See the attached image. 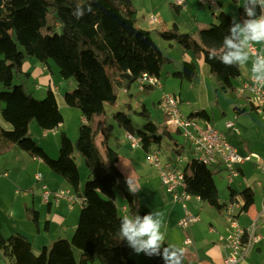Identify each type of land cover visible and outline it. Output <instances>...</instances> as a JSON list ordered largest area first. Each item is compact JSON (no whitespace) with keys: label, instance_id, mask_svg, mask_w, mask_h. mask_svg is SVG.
<instances>
[{"label":"trees","instance_id":"1","mask_svg":"<svg viewBox=\"0 0 264 264\" xmlns=\"http://www.w3.org/2000/svg\"><path fill=\"white\" fill-rule=\"evenodd\" d=\"M89 6L92 12L85 11L82 18L73 15L76 8L86 10ZM243 7L237 10L236 24L240 26L261 15L259 0L255 4L251 0L247 3L255 13L253 17H247ZM215 17L217 23L200 29L197 35L182 33L176 26L158 35L163 41L176 43L185 52H191L195 59L203 60L210 67L217 90L237 95L235 81L241 76V65L226 67L219 57L229 51L225 48L226 39H232L240 50L242 39L238 32L231 31L235 25L230 14L220 11ZM209 54L214 59H209ZM28 58L44 67H51L53 62L64 80L73 79L76 83V88L64 93V100L81 112L84 121L75 142L61 133L57 160L35 142L30 132L33 124L43 131H56L64 119L52 88L44 99L38 100L25 82L17 83L21 77H27L23 67ZM170 64L172 60L160 50L153 32L138 26L137 10L130 0H0V113L13 127L8 131L0 126V137L4 144L40 160L82 199L80 219L72 239L59 238L43 247L39 255L33 253V243L27 237L20 234L5 237L0 221V260L5 258L12 264H92L96 260L100 264H136L132 258L134 249L126 240L120 241L117 233L123 217L139 215L143 220L145 214L139 210L137 196L124 184L117 167V152L108 145L112 126L105 127L106 134L110 133L101 141V147L98 144L102 124L97 119L111 117L119 128L137 136L148 158L156 151L152 149L161 146L167 137L174 140L173 150L181 156L184 146L166 126L162 128L152 121L146 107L140 113L146 123L139 129L125 112L111 110L107 114L108 107H117L120 90L130 91L143 74L161 78ZM172 76L193 83L198 69L194 62L185 61L182 69L172 72ZM189 117L211 122L205 110ZM75 154L83 158L89 173L83 192ZM168 163L178 167L175 165L178 162ZM218 168L193 159L189 172H185L184 191L223 212L235 195L228 204L221 200L215 182ZM0 176L8 174L0 172ZM38 183L49 188L44 177ZM242 196L243 210H247L253 204L254 195L246 190ZM120 200L126 206L123 215L119 211L122 210ZM75 250L81 253L79 260ZM162 255L163 250L159 255L154 253L150 257L153 264H164Z\"/></svg>","mask_w":264,"mask_h":264},{"label":"crops","instance_id":"2","mask_svg":"<svg viewBox=\"0 0 264 264\" xmlns=\"http://www.w3.org/2000/svg\"><path fill=\"white\" fill-rule=\"evenodd\" d=\"M130 1L133 3L137 10L138 26L144 30L152 31L156 44L158 45L160 50L168 56L170 55V50L174 51L177 44L173 42L167 43L163 41L158 33L168 31L176 26L182 33L197 35L200 29L209 28L211 25L217 23L215 15H217L220 11L226 12L223 6V3H225L226 0H223V2L222 0H216L218 4L216 8L203 6L200 4L199 0H185L184 8L176 5L171 0ZM176 8H178L179 11H177ZM227 13L235 19L238 18V12L235 10H232V14L229 12ZM150 17H157L159 19V23L152 25L150 23ZM241 39L243 40V37H241ZM251 47L260 52L264 58V43H255L250 46H246L243 44L241 53H248V59L244 62V64L241 65L242 73L240 78L236 80L238 81V85L236 87H240L243 82L248 81L255 76L264 77V71H253L256 58L250 51ZM183 52L186 53L184 50ZM187 56L188 54H183V56L181 55V58L187 61ZM191 58L192 60L189 61L194 62L197 66V69V62H200L201 65H199V67L201 68V70H203L205 74H209V76H212L210 67L206 65L203 60L195 59L193 54L191 55ZM182 66L181 68H178V70H181ZM31 67L32 62L25 61L23 71L27 74V77H25L27 81L29 79L28 77H31V75H39L40 85L36 84L35 87L37 89L41 87V89H44V87H47V91L51 88L53 89L62 115L64 110H70L71 107H68L64 100V91L68 87V84H70V87H73L72 83L68 82L67 85L61 83L59 87H55L53 85L51 75L47 77L44 73L47 71L51 72L52 67H44L41 65V68H36L35 70L30 69ZM178 70L174 69L173 72ZM167 74L168 76H171L173 78L172 83L178 85V83L176 82L178 79L172 76V71L168 72ZM199 76L200 69H198L197 77ZM195 81L193 83H195ZM180 82L182 87L184 81ZM163 88L157 90H161L163 93ZM155 90L156 89L147 90L144 92L152 93L155 92ZM205 90L206 92L202 91V95H206L207 93L208 96L207 88H205ZM127 94L130 96L129 105H131L132 101L135 98H138L140 96L139 93L133 95V93L130 91ZM175 95H179L181 99L180 93ZM237 98V105L233 107L234 114L232 118V120H234L235 116H238V119L235 120V129L237 131L227 129L226 123L232 121L229 120L225 123V132L223 131V133L227 135V138L232 143V145L237 148L239 154L243 156L253 153L257 154L260 157L261 164L264 166V114L260 115L256 111H254L251 108L250 104L244 98ZM240 102L242 103L241 105L238 104ZM137 103L140 102L137 101ZM143 106L146 107L145 105ZM201 110L205 109L200 108L197 111H192L190 115ZM205 111L207 112V110ZM225 115L226 114H224V116ZM163 119L165 121L164 116ZM97 120H100L102 124V129L97 140L100 147L101 141L106 135L110 133L109 132L108 134H106L105 127L112 126V131L109 136H107L108 145L113 148L119 156L117 167L122 172L126 188L137 196L139 210L145 215L149 214L150 212L156 211H160L163 213V218L159 216H153V219L161 220L160 232L165 234L164 247L174 245L178 248H183L185 250L183 256V264H224L225 252L223 247L220 245V238L228 235L231 231L230 224L226 219L225 211L218 212L217 210L211 208L208 204L202 202L200 199L194 198L188 202V210L190 213L199 218V222L194 223L193 225H191L190 229L183 230V232L175 230L176 227L180 228L179 221L184 216V209L181 204L174 203L172 197L164 189L161 183L159 171L155 169L148 160V153L142 148H131L130 143L126 138L127 133L121 128L119 129V131H117L116 123H113V119L111 117ZM210 120L212 122L211 116ZM80 121L81 123L84 121L82 115ZM0 126L8 131H11L13 129L12 125L7 123L3 119L1 113ZM64 126L65 119L63 124H61L56 131H52L50 133H57V131L61 133L63 131L62 129H64ZM43 132L44 134L49 133L48 131ZM56 146H58L57 148H59L60 146V143H58L57 141ZM152 150L154 151L156 150V148L154 147ZM55 153L58 156L59 150L57 149ZM19 160H22V164L17 163ZM41 164L43 163L40 160L32 158L26 152L16 147L4 144L0 137V172H6L8 174L7 177L0 176V221L2 224V234L5 237L18 234V231H20L19 229L21 227L19 216L18 214H16L15 209H13L15 195H17V185H19V183L27 184L25 182L26 178L30 184H33V188H39L40 190H42V184H36L35 182L36 172L32 171L31 173H28V171H26L28 167H32L34 165L37 168H41ZM217 170L218 173L216 175L220 176L217 180H215V182L223 203L228 204L230 202L231 196L234 195V199L237 196L243 197L242 193L246 190H250L254 195L253 204L247 210H245L243 214L238 215L236 219L244 229L250 230L254 228L255 233L261 236V240L253 245L248 256L239 264H264V169L260 168L253 161L245 162L237 168V171L239 172L238 176L232 180L229 179L228 172L223 168L220 167ZM51 174L52 175L46 176L45 182H48V185H53L54 183L56 184L55 186H53L54 188L52 187V191H57L59 189H68V187H71L62 177L56 174V176H54L53 173ZM223 184L225 189L224 194L220 192ZM13 186L16 189H14ZM56 187L59 188L56 189ZM28 194L29 193H27L26 195ZM75 195L76 197H80L79 194ZM62 202L55 204L53 203V201H51L48 204L49 206L47 205L48 211L51 213V221H46L45 224V231L48 234L53 230L52 220L57 221L58 223H62L63 221V219L59 217L56 212L59 210L64 211L65 214H68V208L71 207L70 205L76 204L77 201L72 203L66 199ZM79 202H81V200ZM120 205H122L121 211L124 214L126 206H124L125 203L123 200H120ZM24 206L25 213L27 214H25L24 217L25 219H29L28 214L32 213V220H29L31 222H34V224L36 225L38 234L37 237L40 238L43 235L41 233V223L44 220L41 211H39L41 209L38 210L36 208V201H34L33 206L31 203L27 204L26 202H24ZM53 206H57L55 213H53ZM5 226L7 227L8 234H6L4 231ZM76 228L77 226L75 227V230ZM75 230L72 235H74ZM55 235L56 238L54 239L56 240L62 238L60 236L57 239L58 236L57 234ZM49 237L51 239V236ZM187 238H190L193 241V243L189 246L185 245V241ZM40 251L41 250L35 249L33 243V253L35 255H39L41 253ZM132 258L136 262V264H153V259L144 252H141L139 255L134 252ZM8 261L9 260L3 258L0 260V264H12L10 261V263H8Z\"/></svg>","mask_w":264,"mask_h":264},{"label":"rangeland","instance_id":"3","mask_svg":"<svg viewBox=\"0 0 264 264\" xmlns=\"http://www.w3.org/2000/svg\"><path fill=\"white\" fill-rule=\"evenodd\" d=\"M245 3H246V0H237V1L236 0H226V2L223 3V6L226 12L231 13L232 10L237 11L239 6H243ZM169 54H170L169 56L168 55L166 56L171 58L172 64L167 65L165 67L164 71L162 72V76H161V84L164 87L163 93L164 94L180 93L181 100H182V104L180 105V111L182 112L184 116H189L192 111H197L200 108H204L205 110H207V112L211 116L212 124L215 126V128L222 133L223 131L225 132V129H224L225 123L229 120H232L233 118V114H234L233 107L237 105L238 96H236L235 92L217 90L215 79L213 78V76H209V74H205L203 70H201V68L199 67V65H201L200 62H197L198 69H200V76L197 77L195 83L184 81L181 87V84H180L181 82L177 80L176 82L178 83V85H175L174 83H172L173 78L171 76H168L167 73L171 71L173 72L174 69L178 70V68H181L183 62L185 61V59L181 58V55L183 56V54L184 55L188 54L187 61L192 60L191 58L192 53L191 52L184 53L183 50L180 48V46L177 44L175 50L174 51L170 50ZM26 61L32 62V67L30 68L32 70H35L36 68H41V65L33 58H28ZM50 65L52 67V71L51 72L47 71L44 73L46 74L47 77L51 75L52 82L55 87H59L61 83H64L65 85H67V83L69 82V83H72L73 87H70V84H68V87L65 89L64 92L72 90V88H76V83L73 79L64 80L62 76L60 75L59 69L57 68V66L53 62H50ZM28 78L29 79L27 81L26 78L21 77L20 80H17V83L25 82L29 90L35 94L36 99L38 100L44 99L47 93V87H44V89H41L42 87L39 89L35 87L36 84L40 85L39 75L38 76L31 75V77H28ZM203 85L205 86V88H207L208 96H207V93L206 95H202V91L206 92ZM237 85H238V81H235V87ZM0 89H1V86H0ZM130 92H132L133 95L136 93H139L140 96L138 98H135L132 101L131 105H129L130 96L127 93H124L123 90H120L118 92L119 100H118L117 107L114 109L108 107L107 114L110 115L111 110L112 112L113 111L114 112H125L131 117L135 127L139 129V128H142V126L146 123L145 118L140 114L141 112H143V105H145L147 110L151 114L150 117L152 121L163 128L165 125V121L163 119L164 115L158 107V101H160L161 96L163 94L162 91L156 89L155 92H152V93H148V92L141 93L137 90L136 85H133ZM137 101L140 103H137ZM238 104L241 105L242 103L240 102ZM68 111L66 110L63 111V116L65 119V126H64V129H62L63 131L61 133L68 134V137L73 142H75L78 138V129L81 124L80 120H81L82 114L78 109H75V108L73 109L71 108ZM224 114L226 115L224 116ZM113 123L115 122L113 121ZM116 129L117 131H119L120 129L117 126V124H116ZM30 132L35 142L41 148H43L49 154L50 157L52 156L51 158H53L54 160H57L59 158V154L57 156L55 153L57 149L59 150V148H57L58 146H56V141L58 143L60 142L61 133L59 131H57V133L49 132L48 134H44L42 129L37 124H33L30 127ZM173 133H174L173 136L178 141V143L181 146H184V150L181 156H178L174 152L173 150L174 140L168 137L164 140V143L162 144V146H156L155 148L156 150H160L161 152L160 158L162 162H167L170 160H172V162H177L178 159L180 158L181 163L179 164V167L181 168V170L184 171V173L186 172L187 174V172H189V163L193 159H195L198 156V154L195 148L190 146L189 142L185 140L183 136L175 132ZM75 159L79 167V171H80V177H81L80 187H81V192H83L84 185L86 181L88 180L89 173L85 166L83 158L79 154H75ZM17 163L22 164V160H19ZM41 165H42L41 168H37L35 167V165L32 167H28L26 171H28V173L35 171L37 175L41 174L45 178V181H46V176L52 175L51 173L53 172H50V170H48V168L44 164H41ZM53 175L56 176L54 173ZM219 176L220 175H216L215 180H217ZM25 182L27 184L19 183V185H17V192H16L17 195H15V201L13 203V209H15L16 214H18L19 220L21 223V227L19 229L20 231H18V234L24 235L27 238H29L34 243L35 249H38V250H42L44 246H50L51 244H53V242L56 241V239H54L56 238L55 234H57L58 236L57 239L61 236L62 238H65V239L68 238V240H71L73 237L72 234L75 230V227L78 225L79 219H80V211H81V202H79L80 200H77L76 204L70 205L71 207L68 208V214H65L64 211H59V210L56 212L57 206H53V209H54L53 213L56 212V214L59 217H61L63 221L62 223H58L57 221L52 220L53 230L51 233L48 234L45 231V224H46V221H51V217H50L51 213L48 211L49 203L45 201V198L43 196V190H40L39 188H33V184H30L26 178H25ZM36 184H38V182H36ZM47 185H48V182H47ZM55 185L56 184L54 183L53 185L49 184L48 186H50L49 188L53 190L52 187ZM13 188L16 189L14 186ZM57 188L59 187H56V189ZM220 190H221L220 192L224 194L225 192L224 184ZM69 191L71 195H75V192L74 190H72L71 187H68V189H59L54 192L66 193ZM27 193L29 194L26 195ZM51 199H53V196H51ZM66 199L69 201L68 197ZM66 199L60 198L58 199V203H61L63 200H66ZM34 201H36V204H37L36 208L38 210L41 209L39 211H41L42 217L44 219L43 222L41 223V233L43 235L40 238L37 237L38 234H37L36 225L34 224V222H31L29 220V219L32 220V213L28 214L29 219H25L24 217V215L26 214L24 202H26L27 204L31 203L33 206ZM119 206H120V203H119ZM119 211H120V214L123 215L121 209ZM65 216H66V219H65ZM175 230L183 232V229L179 227H176ZM4 231L6 234H8L6 226L4 227ZM49 236H51V239ZM80 254L81 253L79 250H75V256L77 260L80 259ZM8 263L10 262L8 261ZM92 264H100V262L96 260Z\"/></svg>","mask_w":264,"mask_h":264},{"label":"built area","instance_id":"4","mask_svg":"<svg viewBox=\"0 0 264 264\" xmlns=\"http://www.w3.org/2000/svg\"><path fill=\"white\" fill-rule=\"evenodd\" d=\"M176 5L184 8L185 0H171ZM203 6L210 8H216L218 6L216 0H199ZM150 23L155 25L159 23L157 17H150ZM251 53L256 58L254 64L258 63L261 59H264L262 54L255 48H250ZM263 77V76H255ZM254 78V77H253ZM253 78L242 83L240 87L236 89L237 96L244 98L251 106V108L258 114H264V88H257L260 81L253 82ZM136 88L139 92L147 90L162 89L163 85L159 77L149 74H143L136 83ZM124 93L129 91L123 89ZM181 99L175 94H162L159 101V109L165 117V126L172 133H178L185 140H187L190 146L194 147L199 161L205 165L211 167H223L229 174V179L232 180L238 176L237 168L245 162H255L260 168L264 169L261 164L260 157L257 154H250L243 156L239 154L236 147L227 138V135L218 131L213 124L200 117L184 116L180 111ZM238 116H235L234 120L226 123L227 129L235 130V120ZM126 138L133 149L141 147L140 139L130 133H127ZM161 152L159 150L149 154L150 164L159 171L161 183L166 192L172 197L174 203H179L184 209V216L179 221V226L183 230H188L191 225L199 222V218L188 210V202L196 198L184 191L185 186V173L179 167L181 163L180 158L178 163L175 164L178 167H173L168 162H162ZM36 180L41 182L43 176L41 174L36 175ZM43 196L47 203L53 201L58 204V199L69 198L70 202H76L82 200L80 197L71 195L70 192H53L46 185L42 187ZM53 196V199H51ZM199 199V198H197ZM244 199L241 196L235 197L234 201L229 203L224 210L226 219L230 224L231 231L228 235L220 238V245L225 252L224 264H239L249 254L254 244L261 240V236L257 235L254 228L250 230L244 229L236 219L238 215L243 214ZM238 213V214H237ZM193 241L187 238L185 245L189 246Z\"/></svg>","mask_w":264,"mask_h":264},{"label":"clouds","instance_id":"5","mask_svg":"<svg viewBox=\"0 0 264 264\" xmlns=\"http://www.w3.org/2000/svg\"><path fill=\"white\" fill-rule=\"evenodd\" d=\"M249 0L244 4V11L247 17L255 15L253 9L247 7ZM257 0H251L255 4ZM261 4V15L257 19L246 20L244 26L236 24V19L233 18L232 24L235 25L231 29L233 33H239L243 37L242 43L246 46L255 43H264V0H259ZM85 11L92 12L89 6L86 10H81L79 7L73 12V15L80 19L85 14ZM225 48L229 49L225 54L219 57L221 63L226 67H240L248 59V53H241L240 48L232 39L225 40ZM235 49V51H231ZM209 59L214 57L209 54ZM253 71H264V59L254 64ZM260 81L257 88H264V77H254L253 82ZM131 190V189H130ZM153 216L163 218V213L160 211L150 212L141 220L139 215L125 216L122 218L119 231L117 233L120 241H127V245L134 249V252L139 255L141 252L146 253L149 257L153 254L159 255L163 250L162 259L164 264H182V259L185 250L174 245L164 247L165 234L160 232L161 220L153 219Z\"/></svg>","mask_w":264,"mask_h":264}]
</instances>
